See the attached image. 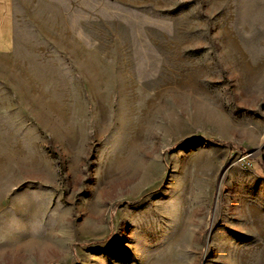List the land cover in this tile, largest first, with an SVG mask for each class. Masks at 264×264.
I'll return each mask as SVG.
<instances>
[{"label": "rangeland", "instance_id": "obj_1", "mask_svg": "<svg viewBox=\"0 0 264 264\" xmlns=\"http://www.w3.org/2000/svg\"><path fill=\"white\" fill-rule=\"evenodd\" d=\"M0 62V264H264V0H18Z\"/></svg>", "mask_w": 264, "mask_h": 264}, {"label": "crops", "instance_id": "obj_2", "mask_svg": "<svg viewBox=\"0 0 264 264\" xmlns=\"http://www.w3.org/2000/svg\"><path fill=\"white\" fill-rule=\"evenodd\" d=\"M17 1L0 0V62H6L22 42L17 24Z\"/></svg>", "mask_w": 264, "mask_h": 264}]
</instances>
